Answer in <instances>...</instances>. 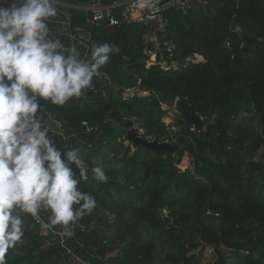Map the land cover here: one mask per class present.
<instances>
[{
	"label": "trees",
	"instance_id": "1",
	"mask_svg": "<svg viewBox=\"0 0 264 264\" xmlns=\"http://www.w3.org/2000/svg\"><path fill=\"white\" fill-rule=\"evenodd\" d=\"M198 4L166 12V32L154 35L157 49L144 45L152 35L147 26L89 31V54L102 43L118 52L82 98L62 107L43 102L41 114L61 151L79 150L88 167L80 190L95 198L94 210L114 216L112 236L93 228L94 210L70 237L60 226L45 227L50 213L41 210L38 220L25 217L22 242L4 254V264H67L76 257L81 264H200L205 246L214 249L212 264H264V163L248 159L264 146V0ZM72 23L84 26L81 14ZM148 53L155 64L147 65ZM196 56L203 61L194 63ZM176 99L212 119L211 138L194 134L180 117L176 130L165 126L161 105ZM240 115L251 125H236ZM131 128L176 152L138 146L130 153L121 137ZM184 156L190 168L180 171ZM97 166L106 183L94 179Z\"/></svg>",
	"mask_w": 264,
	"mask_h": 264
},
{
	"label": "clouds",
	"instance_id": "2",
	"mask_svg": "<svg viewBox=\"0 0 264 264\" xmlns=\"http://www.w3.org/2000/svg\"><path fill=\"white\" fill-rule=\"evenodd\" d=\"M55 3L0 0V264L22 242L26 216L38 220L41 210L50 213L45 227L60 226L70 237L96 207L79 187L88 179L79 150L57 147L41 110L43 102L62 107L82 98L118 49L94 45L88 60L75 47L66 49L50 36ZM91 171L97 182H107L103 168Z\"/></svg>",
	"mask_w": 264,
	"mask_h": 264
},
{
	"label": "built area",
	"instance_id": "3",
	"mask_svg": "<svg viewBox=\"0 0 264 264\" xmlns=\"http://www.w3.org/2000/svg\"><path fill=\"white\" fill-rule=\"evenodd\" d=\"M190 0H56L57 16L48 21L50 36L59 39L66 49L75 47L81 58L88 60L92 43L86 37L90 30L99 29L105 33L114 31L123 23L147 26L154 38L151 42L158 48L154 35L167 30L166 12H186ZM81 14L84 26H75L74 14ZM228 46V43L225 44ZM170 48L167 46V52ZM129 92V91H127Z\"/></svg>",
	"mask_w": 264,
	"mask_h": 264
},
{
	"label": "rangeland",
	"instance_id": "4",
	"mask_svg": "<svg viewBox=\"0 0 264 264\" xmlns=\"http://www.w3.org/2000/svg\"><path fill=\"white\" fill-rule=\"evenodd\" d=\"M150 40L153 41V37L151 35H146L145 36V43L144 45L147 46L148 42ZM148 40V41H147ZM149 56V61L147 63V65L149 66L150 64H155L156 61V57L153 53H148ZM201 60V58L199 59L198 57H195L192 61L195 62H199ZM158 64H160L162 67L166 66V62L162 59V57L159 58L158 60ZM175 67V66H173ZM133 94V91H129V92H125V95L131 96ZM161 109L166 111V115L163 118V123L165 124V126H168L170 130H176L175 127H173L174 123H175V119L179 117V115L175 112L173 106H168L166 104H162L161 105ZM250 116L247 115H240L238 116L234 121L236 125H243V126H250L251 122L249 121ZM212 122V119L207 120V124H210ZM142 131H139V134L142 135ZM126 134H123L121 137V140L123 141V144L125 146H129L130 148V153L133 152V147L127 143V141L124 140ZM148 139V138H146ZM149 140V139H148ZM120 141V140H118ZM248 159L250 161L253 162H260V163H264V146H262L261 148H259V150L257 152H255L253 155H250L248 157ZM180 171H184L185 169L190 168V159L187 156H184L181 163L178 166ZM94 219H93V223L92 226L95 229H99L101 231H104L107 235L112 236V227H113V222H114V216L107 212L104 211L102 209H96L94 210ZM221 251L225 254L228 255V251L225 249H221ZM194 253H197V251H195ZM117 254V251L115 252H111L108 253L105 258L106 259H111L113 258L115 255ZM213 254H214V249L212 247L209 246H205L202 252V257L200 259V264H212L213 262ZM105 262V261H104ZM67 264H81V260L80 257H76L75 259H69Z\"/></svg>",
	"mask_w": 264,
	"mask_h": 264
},
{
	"label": "water",
	"instance_id": "5",
	"mask_svg": "<svg viewBox=\"0 0 264 264\" xmlns=\"http://www.w3.org/2000/svg\"><path fill=\"white\" fill-rule=\"evenodd\" d=\"M190 8L195 9L198 8V0H190L189 1ZM242 52H254L250 45H242ZM173 108L175 112L179 115L182 121L188 124L191 127V131L199 137H203L204 139H209L212 136V126L211 124H207V119L200 117L192 104H188L183 99H176ZM125 141L131 144L132 147L141 146L147 150H153L158 155L162 151H166L168 153H175L176 148L173 147L167 141L162 143H157L156 141H150L144 138L139 132H136L134 128H131L126 136Z\"/></svg>",
	"mask_w": 264,
	"mask_h": 264
},
{
	"label": "crops",
	"instance_id": "6",
	"mask_svg": "<svg viewBox=\"0 0 264 264\" xmlns=\"http://www.w3.org/2000/svg\"><path fill=\"white\" fill-rule=\"evenodd\" d=\"M196 57H197V56H196ZM198 58H199V57H198ZM200 58H201V57H200ZM200 58H199V59H200ZM202 61H203V60H202V58H201V61H199V62H202Z\"/></svg>",
	"mask_w": 264,
	"mask_h": 264
},
{
	"label": "bare ground",
	"instance_id": "7",
	"mask_svg": "<svg viewBox=\"0 0 264 264\" xmlns=\"http://www.w3.org/2000/svg\"><path fill=\"white\" fill-rule=\"evenodd\" d=\"M200 58V57H199ZM201 61V60H200Z\"/></svg>",
	"mask_w": 264,
	"mask_h": 264
}]
</instances>
